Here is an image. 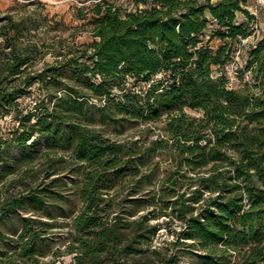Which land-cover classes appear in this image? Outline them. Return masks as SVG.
I'll use <instances>...</instances> for the list:
<instances>
[{
  "label": "trees",
  "instance_id": "1",
  "mask_svg": "<svg viewBox=\"0 0 264 264\" xmlns=\"http://www.w3.org/2000/svg\"><path fill=\"white\" fill-rule=\"evenodd\" d=\"M132 1L133 9L112 0L81 8L79 18L93 37L84 43L77 35L73 41L49 37L56 30L49 17L1 15L0 3V120L16 122L9 136H0V179L28 170L41 156L70 151L80 163L82 207L66 224L70 240L58 256L73 254L70 264H181V251L153 248L160 230L154 212L133 218L139 212L116 210L123 177L141 173L139 186L154 184L156 172L139 169L147 151L94 126L98 120L164 122L165 134L148 151L170 147L176 165L167 179L195 182L189 196L184 191L173 201L185 225L182 237L199 242L205 264L230 262L217 252L220 246L243 254L241 264H263L264 37L238 71L242 77L251 72L250 92L230 89L226 75L215 74L234 59L235 42L252 34L249 23L238 20L239 13L255 18L250 0ZM212 22L217 27L210 38L222 41L217 47L205 43ZM50 54L53 61L46 59ZM160 73L164 77L156 79ZM28 96L34 105L23 107L20 99ZM12 146L22 149L17 160L7 152ZM44 191L54 192L46 185L7 200L0 217L28 205L40 209ZM49 218L56 220L53 213ZM63 225L25 216L14 240L20 257L40 264L45 233ZM7 237L0 229V239Z\"/></svg>",
  "mask_w": 264,
  "mask_h": 264
},
{
  "label": "rangeland",
  "instance_id": "2",
  "mask_svg": "<svg viewBox=\"0 0 264 264\" xmlns=\"http://www.w3.org/2000/svg\"><path fill=\"white\" fill-rule=\"evenodd\" d=\"M124 9H133L135 4L132 0H112ZM2 14H13L15 17L31 15L33 17H49V24L56 30L49 34V37L56 39L65 38L73 41L77 35L78 43L90 42L93 37L90 26L86 25V20H81L79 15L83 7L91 4V0H0ZM248 8L255 18L249 20L248 17L239 13L240 22L247 21L251 27L252 34L248 38L241 39L234 44V59L224 67H216L215 74L220 76L224 73L227 78V85L230 89H235L241 93L250 92L253 89V77L250 71H246L242 77L238 71L247 67L249 52L251 47L264 37V0H250ZM89 10H85L84 13ZM58 21H60L58 23ZM217 27L215 22L209 25L205 33V43L217 47L222 41L216 37L211 39L213 31ZM47 61H53L54 55L47 56ZM43 64V63H42ZM164 73H160L155 78L161 79ZM134 79H132L133 81ZM142 83L137 85L139 89ZM35 98L28 96L20 99L23 107L34 105ZM191 114H199L189 110ZM16 122L12 116L0 120V136L10 135V129ZM94 126L105 136L119 142L135 145L137 150H146L143 157L146 163L139 164L142 173L145 171L156 172L154 184L139 186L141 173L126 175L117 185L115 195L116 210L118 213L127 211L139 212L133 218L142 213L154 212L156 218L153 223H159L160 230L153 240V248H158L163 254L181 251V264H205L200 258L204 252L199 242L185 240L181 232L185 229L184 222L173 212V201L184 191L192 192L194 179H167L169 173L175 169L173 150L170 147L150 153L148 147L154 146L157 139L162 138L164 122L144 123L141 121H128L125 125L114 123H102L98 120ZM44 150V145L40 146ZM9 155L17 160L21 157L22 149L12 146L7 149ZM63 157V160L61 159ZM80 163L71 156L70 151L53 153L48 156L39 157L32 163L28 170L22 169L8 179H0V213L2 206L7 200L23 194H30L36 190H41L49 185L54 192L44 191L45 206L35 208L33 205L14 210L4 218L0 217V229L7 233L8 237L0 239V264H31L23 260L17 252L16 246L20 242L14 240L19 236L22 229V219L25 216L41 217L45 220L59 221L65 225L54 227L48 230L43 242L46 255L41 257V263L70 264L73 261V254L61 255L66 250V245L70 240V226L66 225L72 215L77 213L82 207V201L78 191ZM173 187L172 190H168ZM175 188V190H174ZM147 195V192H149ZM207 196V195H206ZM49 213L56 216V220L49 218ZM186 241V242H184ZM10 243V244H9ZM195 244V245H193ZM14 246V247H12ZM180 249V250H179ZM4 252V254H2ZM219 254H227L230 262L226 264H241L243 254L240 252L226 251L220 246L217 248ZM264 264V262H263Z\"/></svg>",
  "mask_w": 264,
  "mask_h": 264
}]
</instances>
